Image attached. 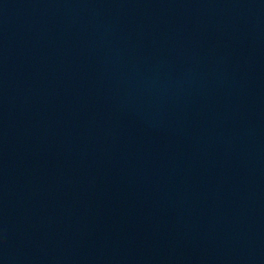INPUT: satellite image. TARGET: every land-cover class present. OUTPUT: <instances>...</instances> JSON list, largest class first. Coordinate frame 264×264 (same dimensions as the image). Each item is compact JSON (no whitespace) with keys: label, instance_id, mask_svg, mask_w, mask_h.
I'll return each instance as SVG.
<instances>
[{"label":"water","instance_id":"water-1","mask_svg":"<svg viewBox=\"0 0 264 264\" xmlns=\"http://www.w3.org/2000/svg\"><path fill=\"white\" fill-rule=\"evenodd\" d=\"M0 264H264V0H0Z\"/></svg>","mask_w":264,"mask_h":264}]
</instances>
